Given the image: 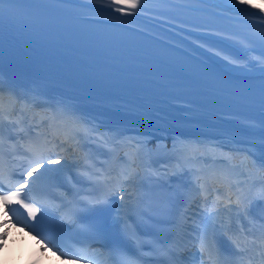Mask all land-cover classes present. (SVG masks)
Returning <instances> with one entry per match:
<instances>
[{
	"label": "snow or ice",
	"instance_id": "1",
	"mask_svg": "<svg viewBox=\"0 0 264 264\" xmlns=\"http://www.w3.org/2000/svg\"><path fill=\"white\" fill-rule=\"evenodd\" d=\"M98 2L0 0V204L6 213H12L9 218L13 225H22L20 229L39 240L48 252L53 248L61 252L58 258L65 259L66 264H79L82 258L92 264L105 253L108 264H139L143 257H133L143 246L157 254L154 264H189L183 251L193 244L196 250L191 252V264H264V32L243 36L239 41L243 47L230 46L223 40L213 44L234 57L244 58L252 51L261 55L243 68H233L240 73L236 79L243 83L213 79L211 92L201 93L208 99L186 98L198 85L166 81L159 87L168 99L157 101L138 95L139 83L134 78L126 80L124 87L131 95L120 99L122 103L116 106L126 118L143 117L158 130L178 131L188 125L205 124L203 117L215 111L247 122L240 130L254 138L246 141L243 149L217 155L216 149L226 145L174 137L171 151L153 159L148 139L114 128L104 132L99 121L68 103L70 98H60L55 104L40 102L34 86L18 89L6 78V58L16 57L23 67L35 62L32 53H40L51 67L65 75L70 86L91 90L92 85L109 80L111 74L106 69L126 56L116 44L118 38L125 36L110 30L116 25L100 27L104 22L95 16L106 10L95 6ZM115 2L133 10L156 11L157 15L170 13L162 16L196 27H214L216 19H229L221 13L193 15L181 5L149 9L148 0ZM156 2L165 5L163 0ZM236 2L226 0L225 6ZM224 10L246 12L242 8ZM116 11L123 12L124 7H117ZM253 44L258 47H251ZM224 60L228 61L224 63L226 68L233 63L228 57ZM175 99H183L185 105L171 104ZM155 104L166 106L154 107ZM208 104L217 107L210 110ZM40 106L46 107L47 112L39 120V114L29 116L33 108ZM46 122L48 130L44 129ZM181 136L185 133L181 132ZM90 145L109 147L110 151L127 147L132 151L125 153L128 163L120 168L118 179L106 176L103 169L79 173L77 182H88L85 191L84 187L77 188L68 173L87 167ZM77 152L85 154L78 158ZM234 152L242 153L239 166L232 163ZM54 164L60 167H52ZM170 170L173 175H191L184 199H161L144 191L149 182L159 183ZM64 177L76 189L71 200L55 194L66 186ZM81 192L85 194L80 195ZM117 194L118 207L113 214ZM20 209L23 212L18 215ZM257 223L258 236L254 231ZM223 237L231 248H225ZM86 242L100 244L103 251L89 253L86 247H78Z\"/></svg>",
	"mask_w": 264,
	"mask_h": 264
},
{
	"label": "bare ground",
	"instance_id": "2",
	"mask_svg": "<svg viewBox=\"0 0 264 264\" xmlns=\"http://www.w3.org/2000/svg\"><path fill=\"white\" fill-rule=\"evenodd\" d=\"M181 2H185L189 6H192L197 9H201L204 11V9H209L210 11L216 13V14H222L225 17H229V19H226L234 24L237 25H264V11H261V9H264V0H247V3L241 4L239 3V0H237L234 4H226V0H179ZM255 5V7H253ZM225 7L228 8H242L246 9V12H237V11H225ZM249 13H255L256 15H250ZM217 35L219 37L220 35L215 33L214 36ZM225 39V42L229 44L230 46L235 47H243L240 43H237V41H234L233 38L230 36H223ZM221 40V39H220ZM219 42V41H218ZM174 49L179 50L181 52L188 53L187 51H184L178 47L172 46ZM203 52L207 55L206 60L209 61L214 68H216L217 72H220L222 74H226L230 76V73L235 72L233 68L240 69L243 68L246 64H248L249 60H252L253 57L250 54H247L244 58L240 57H233L235 59H239L240 63H236V66H233L234 63L230 65L229 68H226L224 66V63H227L228 61H225L224 58L220 56L214 55L213 51H205L203 49ZM189 56L194 58L193 53L190 51L188 53ZM228 54H224V57H226ZM259 65H257L258 67ZM237 73V72H236ZM76 97L75 93H72ZM79 101L83 104L84 110L87 112H92L93 115H97V113L102 117L103 115L107 116H116L119 114V108L116 106L119 104L116 100H109V99H103L99 95H94L90 93L81 94L79 97ZM97 112V113H96ZM105 118V117H104ZM152 123V122H151ZM150 122H143L141 125H139L133 136H137V138H144L148 139L150 141L149 143V149H152V158L156 159L157 157L164 156L168 154L171 151V145L172 140L174 137H179L180 139H191V140H203L205 141L206 145H217V144H223L226 145L223 149H216L217 155H219L222 152L227 153L230 149H243L246 144V141L254 140L253 137L248 136L242 131H232V130H220L215 129L207 126H201V125H188L186 127L180 128L178 131H173L171 129L167 131H161L158 130L155 127L151 126ZM163 127H167V125H163ZM173 127H175V124L173 122ZM181 132L185 133V136H181ZM188 133H194V135H188ZM233 155L236 157L234 161L238 160L241 161L242 153L234 152ZM57 165V164H56ZM160 165L157 164L156 167H159ZM52 167H55V165H52ZM188 175H183L180 178V175H173L171 174V170L169 171L168 175L163 177V185L164 189L167 191L166 195H170L172 197V193L178 192L179 185L187 180ZM169 192V193H168ZM168 193V194H167ZM0 218H3V216H0ZM14 230V229H13ZM15 235H12V238H16L18 234H21V238H24V233L22 232H14ZM9 252H14L11 246L7 247ZM6 249V248H5ZM53 252H56V255H53ZM35 253V248L32 249L28 253V257L31 258ZM15 254L19 255V258L13 261L6 260L4 258V254L0 253V264H3V261H8L9 264H13L14 261H18L21 259V251L16 252ZM61 254L52 249V251H49L45 256L41 257L40 264H44V261H54L55 264H65L64 259H60ZM79 264H90L88 262L80 261Z\"/></svg>",
	"mask_w": 264,
	"mask_h": 264
},
{
	"label": "clouds",
	"instance_id": "3",
	"mask_svg": "<svg viewBox=\"0 0 264 264\" xmlns=\"http://www.w3.org/2000/svg\"><path fill=\"white\" fill-rule=\"evenodd\" d=\"M3 211L4 207L0 204V212ZM12 229H15L16 232L24 233L23 240H20L17 237L16 243L11 245L12 247L19 249L22 253L21 259L14 261L13 264H40L41 257L45 256L48 251L43 247L39 240L34 239L27 232L22 231V229L15 227L10 218L7 220L0 218V251L9 247V233ZM33 248H35V253L31 258H29L28 253L32 251ZM3 264H9V262L3 261ZM44 264H55V262L44 261Z\"/></svg>",
	"mask_w": 264,
	"mask_h": 264
}]
</instances>
